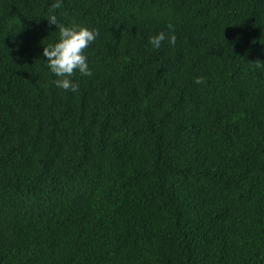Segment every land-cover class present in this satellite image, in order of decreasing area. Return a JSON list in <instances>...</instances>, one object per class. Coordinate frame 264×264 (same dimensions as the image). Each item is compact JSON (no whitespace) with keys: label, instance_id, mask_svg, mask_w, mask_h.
I'll return each mask as SVG.
<instances>
[{"label":"trees","instance_id":"obj_1","mask_svg":"<svg viewBox=\"0 0 264 264\" xmlns=\"http://www.w3.org/2000/svg\"><path fill=\"white\" fill-rule=\"evenodd\" d=\"M50 15L99 32L76 92ZM256 61L264 0H0V264H264Z\"/></svg>","mask_w":264,"mask_h":264},{"label":"clouds","instance_id":"obj_2","mask_svg":"<svg viewBox=\"0 0 264 264\" xmlns=\"http://www.w3.org/2000/svg\"><path fill=\"white\" fill-rule=\"evenodd\" d=\"M61 7L59 2L52 4L51 9L55 10ZM50 25H55L59 29V41L54 44L43 46L42 55L46 58V65L57 79L55 84L57 88L76 92L79 89L77 84L72 82V77L78 72L81 76L92 75L87 63V56L84 54L86 49L96 40L99 32L95 29L89 30L86 27L72 24L70 26L58 25L57 17L50 15L47 18ZM170 31L173 26L168 25ZM168 40L170 45H175L176 36H167L161 32L149 38V43L159 49L163 41ZM254 64L257 68H264V62L256 61ZM205 77H197L195 84H203Z\"/></svg>","mask_w":264,"mask_h":264}]
</instances>
